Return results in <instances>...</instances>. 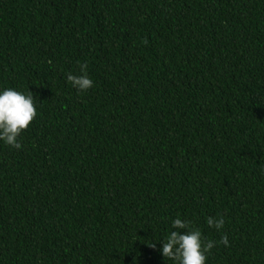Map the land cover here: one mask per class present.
Instances as JSON below:
<instances>
[{
    "label": "trees",
    "instance_id": "trees-1",
    "mask_svg": "<svg viewBox=\"0 0 264 264\" xmlns=\"http://www.w3.org/2000/svg\"><path fill=\"white\" fill-rule=\"evenodd\" d=\"M7 88L38 114L0 141V264H175L177 217L264 264V0H0Z\"/></svg>",
    "mask_w": 264,
    "mask_h": 264
},
{
    "label": "clouds",
    "instance_id": "clouds-1",
    "mask_svg": "<svg viewBox=\"0 0 264 264\" xmlns=\"http://www.w3.org/2000/svg\"><path fill=\"white\" fill-rule=\"evenodd\" d=\"M80 75L69 72L67 80L83 92L93 87V80L87 74L88 65L80 64ZM37 108L33 92H22L13 88L0 91V141L6 145L20 149L22 147L18 138L26 131L37 116ZM208 226L221 230L225 226L223 215L206 218ZM172 228L186 229V234L180 231H171L163 240V256L175 262V264H207L208 254L216 246L217 241L203 238L198 228L192 227L190 221L182 220L179 217L172 221ZM218 243L229 245L228 235L221 236ZM155 248L154 242L148 243Z\"/></svg>",
    "mask_w": 264,
    "mask_h": 264
}]
</instances>
